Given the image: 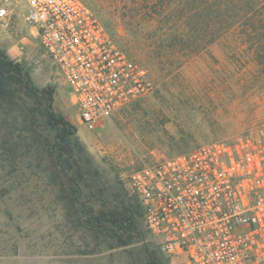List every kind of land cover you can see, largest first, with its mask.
Listing matches in <instances>:
<instances>
[{"label": "rangeland", "instance_id": "1", "mask_svg": "<svg viewBox=\"0 0 264 264\" xmlns=\"http://www.w3.org/2000/svg\"><path fill=\"white\" fill-rule=\"evenodd\" d=\"M83 1L115 44L149 70L156 89L90 131L80 123L75 97L59 99L63 79L36 44L22 63L38 87L55 88V112L76 129L79 201L61 198L60 187L48 182L45 156L41 163L29 154L10 180L0 164V264H169L147 231L131 175L146 164L263 125L264 75L239 34L225 35L185 62L179 45L174 50L167 41V29H174L172 13L151 29L145 0ZM72 176L61 178L69 190ZM137 202L143 216L132 230L97 226L102 211L136 208Z\"/></svg>", "mask_w": 264, "mask_h": 264}, {"label": "built area", "instance_id": "2", "mask_svg": "<svg viewBox=\"0 0 264 264\" xmlns=\"http://www.w3.org/2000/svg\"><path fill=\"white\" fill-rule=\"evenodd\" d=\"M19 16L37 32L88 130L155 91L149 70L83 0H0V24L13 28ZM130 185L169 264H264V124L146 164Z\"/></svg>", "mask_w": 264, "mask_h": 264}, {"label": "trees", "instance_id": "3", "mask_svg": "<svg viewBox=\"0 0 264 264\" xmlns=\"http://www.w3.org/2000/svg\"><path fill=\"white\" fill-rule=\"evenodd\" d=\"M145 3L146 24L151 29L163 25L165 17L172 13L174 29H167V41L170 47L174 45V50L179 45L185 62L207 51L225 35L236 33L264 75V0H145ZM142 29L139 26L137 33ZM154 51L157 52L156 46ZM55 94L52 86L38 87L31 71L0 46V164L6 171L5 177L10 180L18 174L29 154H36L41 163L45 156L49 161L45 167L48 182L60 187L61 198L77 203L81 170L75 152L77 148L81 151V146L75 127L55 112ZM64 173H73L70 190L61 179ZM21 175L24 177V173ZM68 191L72 193L70 197ZM140 216L142 208L137 202L136 208L102 211L96 221L97 226L109 224L117 230H132ZM117 241L128 244L119 237Z\"/></svg>", "mask_w": 264, "mask_h": 264}, {"label": "crops", "instance_id": "4", "mask_svg": "<svg viewBox=\"0 0 264 264\" xmlns=\"http://www.w3.org/2000/svg\"><path fill=\"white\" fill-rule=\"evenodd\" d=\"M22 21L23 23L18 22L13 28L9 29L0 24L4 30L0 32V46L11 58L19 62L29 59L38 43L36 42L38 39L35 29L28 26L24 20ZM57 74H59L58 71ZM61 81L62 83L57 87L59 99H62V96L67 98L68 95H72L71 92L67 91L69 88L67 83L64 80ZM81 125L83 124L81 123Z\"/></svg>", "mask_w": 264, "mask_h": 264}, {"label": "flooded vegetation", "instance_id": "5", "mask_svg": "<svg viewBox=\"0 0 264 264\" xmlns=\"http://www.w3.org/2000/svg\"><path fill=\"white\" fill-rule=\"evenodd\" d=\"M160 261L162 262V260H160ZM160 261H159V262H160Z\"/></svg>", "mask_w": 264, "mask_h": 264}]
</instances>
